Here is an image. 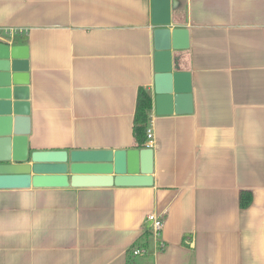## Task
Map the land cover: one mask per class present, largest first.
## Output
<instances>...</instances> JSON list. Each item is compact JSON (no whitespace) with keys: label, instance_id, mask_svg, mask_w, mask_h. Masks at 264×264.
<instances>
[{"label":"crops","instance_id":"obj_1","mask_svg":"<svg viewBox=\"0 0 264 264\" xmlns=\"http://www.w3.org/2000/svg\"><path fill=\"white\" fill-rule=\"evenodd\" d=\"M158 28L189 98L156 100ZM0 30L28 52L30 152L136 149L140 87L153 136L150 186L0 190V264H264V0H0Z\"/></svg>","mask_w":264,"mask_h":264},{"label":"water","instance_id":"obj_2","mask_svg":"<svg viewBox=\"0 0 264 264\" xmlns=\"http://www.w3.org/2000/svg\"><path fill=\"white\" fill-rule=\"evenodd\" d=\"M180 32L168 28L153 31L157 101L163 98L177 102L190 97L189 74L178 71L172 56V50H179ZM27 60L26 47L0 43V190L69 185L74 188L150 186L153 150L148 147L29 151Z\"/></svg>","mask_w":264,"mask_h":264},{"label":"trees","instance_id":"obj_3","mask_svg":"<svg viewBox=\"0 0 264 264\" xmlns=\"http://www.w3.org/2000/svg\"><path fill=\"white\" fill-rule=\"evenodd\" d=\"M152 109V99L143 87L137 91L136 107L133 118L132 134L136 149L146 148L147 130L150 123V113ZM252 202V195L249 191H242L239 195L240 209H246ZM149 235V231L147 232Z\"/></svg>","mask_w":264,"mask_h":264},{"label":"built area","instance_id":"obj_4","mask_svg":"<svg viewBox=\"0 0 264 264\" xmlns=\"http://www.w3.org/2000/svg\"><path fill=\"white\" fill-rule=\"evenodd\" d=\"M1 33L2 32L0 30V43L7 44V41L4 39V37H2ZM152 139H153L152 131L149 127L147 130V140L149 142L147 146L152 145ZM146 222L148 224V231L150 236H152L153 239L157 242L159 249H163L164 248L163 244L158 240L160 237V233L163 229V221L157 215L150 214L147 216ZM132 254L134 256H140L144 254V250L142 248H135L132 251Z\"/></svg>","mask_w":264,"mask_h":264}]
</instances>
